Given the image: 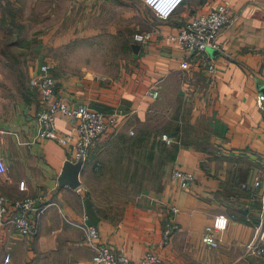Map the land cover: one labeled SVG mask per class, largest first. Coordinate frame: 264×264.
<instances>
[{"label": "crops", "instance_id": "0c3cea01", "mask_svg": "<svg viewBox=\"0 0 264 264\" xmlns=\"http://www.w3.org/2000/svg\"><path fill=\"white\" fill-rule=\"evenodd\" d=\"M223 1L183 0L175 10L157 12L147 0H0L1 32H35L25 44L30 46L26 62L35 67L29 74H0V155L7 168L0 173V194L9 205L23 198L47 205L32 235L0 228V264H93L81 228L84 216L98 229L99 242L132 261L149 250L159 255L160 264H264V254L244 252L255 226L264 227V100L257 104V96H264V0H229L231 21L217 38L220 49L208 50L213 74L202 72L167 38ZM144 8L156 23L150 18L135 22ZM108 14L115 18L109 21ZM145 30L153 31L151 39L135 43L133 34ZM108 38L121 52L132 50L127 69L123 53H91ZM4 40L3 47L15 39ZM108 58L115 67L108 66ZM44 63L55 81L54 98L69 108L85 105L125 115L90 150L76 188L58 183L63 164L75 162L68 148L38 137L36 112L45 104L31 80ZM151 88H158V97H151ZM151 116L165 122L163 133L175 138L173 164L193 173L189 188L170 180L159 193L147 191L120 206L93 196L85 184L89 167L99 176L123 172L125 154L109 152L108 145L127 142L128 120L139 127ZM55 126L68 131L69 119L57 113ZM255 178L261 186L252 197L242 183L250 185ZM216 215L226 216L228 223L214 233L217 246L211 247L202 233ZM170 220L179 229L163 245Z\"/></svg>", "mask_w": 264, "mask_h": 264}, {"label": "built area", "instance_id": "2783aa9c", "mask_svg": "<svg viewBox=\"0 0 264 264\" xmlns=\"http://www.w3.org/2000/svg\"><path fill=\"white\" fill-rule=\"evenodd\" d=\"M158 12L161 9L167 11L175 10L183 0H147ZM231 21V4L229 0H224L207 14L193 18L184 24L175 33L169 34L168 39L176 42L179 49L191 55L197 67L207 75L213 74L216 70L215 63L208 50L219 51L217 38L221 29ZM152 30L135 32L133 40L135 43L146 42L151 39ZM47 63L39 65L37 75L32 78L31 84L39 92L41 101L45 104L36 112V120L39 125L38 137L53 139L60 145L68 148V152L73 150L70 155L75 162L82 164L87 161L90 150L95 146L100 137L116 128L123 120L124 114L113 113L105 114L99 110L79 105L69 108L63 101L54 98L55 81L49 72ZM151 97L159 95L158 88H151ZM264 96H257V104L261 106ZM57 113L65 115L70 122L68 131H58L55 126ZM133 134V129L128 130ZM161 139L166 144L176 142L172 136L162 133ZM7 168L2 156L0 155V173L6 172ZM171 180L176 182L180 188H189L194 180L191 171L175 167L171 174ZM261 186L260 178H255L251 184L242 183L243 188H249L250 196H258V188ZM19 187L24 188V183L20 182ZM264 203V198H262ZM47 205L41 204L35 198H23L14 200L9 205L8 199L0 194V228L11 227L20 237L32 235L35 232V222L41 216ZM171 212H177V207L170 204ZM87 218L81 221V228L85 232V239L88 246L92 249L93 264H160L159 255L154 251H146L143 258L139 261L128 259L125 254L112 249L109 245L98 241V229L86 222ZM228 218L224 215H216L210 225L204 227L202 241L211 247L217 246L214 233L222 231L227 227ZM179 229L174 220L166 223L162 232V244H167L170 237ZM245 255L247 257L260 256L264 254V227L255 226L254 238L245 245Z\"/></svg>", "mask_w": 264, "mask_h": 264}, {"label": "rangeland", "instance_id": "374dc122", "mask_svg": "<svg viewBox=\"0 0 264 264\" xmlns=\"http://www.w3.org/2000/svg\"><path fill=\"white\" fill-rule=\"evenodd\" d=\"M61 5L64 6L62 1ZM142 10L143 13L138 16L135 22L140 23L150 18L156 23L152 13L148 9L144 8ZM3 16V14H0V21H2ZM15 17H18L16 20L19 21L20 16ZM114 18V16L108 14L109 21ZM121 27L125 26L122 24ZM9 33L11 32L0 31V74H29V67L34 68L35 63L29 64L26 62L25 54L30 46H25V44L32 40L35 32L21 30L16 32L15 35L11 33L10 36H6ZM2 39L7 41L15 40L10 46L3 47ZM20 42L24 43L23 47L18 45ZM113 44L112 38L102 40V46L93 47L91 53L98 56L106 54V56L117 57L123 53L124 68L127 69L132 64L130 57L132 50L130 49L131 52H129L127 48H124V51L121 52L122 50ZM109 58L108 66L115 67L113 61ZM98 65L100 64L98 63ZM167 99H170V96ZM172 99V104H174L175 98L172 97ZM132 123V120H128V124L124 126L126 129L131 127L134 131L133 134H127L126 143L120 145L117 142H113L108 145L109 152H122L125 154L122 157L124 160H121V162L127 163L128 167L123 172L113 170V174H105V176H99L95 171L91 173L92 170L89 167L87 174H89L88 181H90L85 183L93 196L107 202H116V206H120L122 202L131 198H140L147 191L159 193L164 184L171 180V174L175 168L173 164L174 160L171 159L173 152V147L171 146L173 144H166L161 139V134L164 132L162 124L165 122H161L160 119L151 116V120L141 124L139 127H136L134 124L133 126ZM132 152L136 153L133 157L130 156L131 154L127 155V153ZM69 153L73 155V150L71 149ZM113 161L116 162V160ZM130 164H133V169L130 168ZM104 185L108 187L107 191H101ZM115 185H117L116 189H114Z\"/></svg>", "mask_w": 264, "mask_h": 264}, {"label": "water", "instance_id": "95a60500", "mask_svg": "<svg viewBox=\"0 0 264 264\" xmlns=\"http://www.w3.org/2000/svg\"><path fill=\"white\" fill-rule=\"evenodd\" d=\"M134 50L136 51L137 45H133ZM82 167V163L80 161H76L74 163L70 161H66L63 166L61 173L58 177V183L60 186H70L72 188H76L80 185L79 173Z\"/></svg>", "mask_w": 264, "mask_h": 264}, {"label": "trees", "instance_id": "16d2710c", "mask_svg": "<svg viewBox=\"0 0 264 264\" xmlns=\"http://www.w3.org/2000/svg\"><path fill=\"white\" fill-rule=\"evenodd\" d=\"M125 48H126V47H125ZM173 145H175V144H173ZM173 145H172V147L174 148L175 146H173ZM174 158H175V151L173 150V152H172V154H171V159L174 160Z\"/></svg>", "mask_w": 264, "mask_h": 264}]
</instances>
